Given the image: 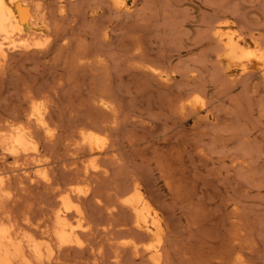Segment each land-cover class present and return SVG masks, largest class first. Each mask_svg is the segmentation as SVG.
<instances>
[{"label":"rangeland","instance_id":"obj_1","mask_svg":"<svg viewBox=\"0 0 264 264\" xmlns=\"http://www.w3.org/2000/svg\"><path fill=\"white\" fill-rule=\"evenodd\" d=\"M42 1L50 6V11L57 7V0ZM52 1L56 6L52 7ZM108 1L64 0L70 19L59 25L61 28L67 26L64 27L71 35L67 37L72 48L84 46V43L88 51L84 59L87 57L89 65H85L81 73L60 71L68 54L56 49L59 43L54 45L52 37V43H48L49 36L46 41H43L45 37H39L43 45H31L33 57H19L21 47L9 52L12 55H8V67L3 76L7 83L0 82V122L14 120L13 123L19 121L15 124L18 125L22 119L24 123L22 115H26L33 104H40L41 111H46L50 122L55 121V124L51 126L53 139L43 132L50 141L36 130L40 137L37 140L35 135L39 149L42 145V156L37 157V161L42 159L43 164L35 160L31 166L26 163L29 159L25 161L24 158L19 161L21 164H16L0 147V155L5 157L0 162L1 167L8 175V183H12H9L11 188L7 183L12 195L9 194L10 199L3 197L4 200L8 198L9 206L4 203L7 210L3 208L2 215L5 218L7 213L4 212L10 209L8 215L14 217H7L16 220L17 227L20 222V228L28 229L26 223H31L30 220L29 228H35L38 222V226L45 225L50 214L61 208L60 196L72 188L71 194L77 191L73 194L75 197L72 195L73 200L77 199L76 203L85 210V220H71L83 242L79 239V244L59 247L52 241L56 250L50 264H236L235 261L237 264H264V82L259 75L247 77L248 72L228 80L219 68L216 59L219 47L210 30L214 23L223 28L228 23L238 32L260 37L264 43V0H123L130 8L119 9L111 8ZM76 35L82 38L76 43L79 46L75 45ZM18 39L16 44H22ZM23 42L33 43L30 39ZM45 45H49L46 49L51 52L43 56L40 51L45 50L42 49ZM93 48H97L96 52L91 50ZM89 66L96 72H89ZM148 68L163 70L162 73L172 79H169L168 88L147 75L145 69ZM63 77L66 81L73 77L78 80L73 78L67 83ZM27 80L29 84L25 85ZM55 80L60 81V86ZM106 83L110 89H106L107 93L102 89L103 92L112 94L114 89L116 95L102 92V99H97ZM194 96L200 98L199 107L189 104ZM95 98L100 100L103 110L107 111L108 106L115 109L104 112L98 102L93 101ZM182 99L185 104L188 101L186 117L179 109ZM47 112L53 116L51 119ZM80 129H91L101 136L99 146L102 145L103 151L100 150L102 155H97L96 160L100 161L96 164V160L93 164L89 161L91 157L94 159L89 151L85 155L88 148L85 150L83 143H79L82 138L78 141L82 137ZM78 144H81L80 151L84 148V153L77 150ZM45 164L46 177L52 179L49 180L52 186L44 182L45 176H40L43 173L35 175L36 181L25 176V169L34 173L39 165ZM19 166L26 167H21V171ZM135 185L149 200L151 213L156 210L153 215L158 214L161 219L163 230L158 238L142 234L135 226L134 212L124 205ZM230 236L236 239L241 236V243L237 246L238 240H231Z\"/></svg>","mask_w":264,"mask_h":264},{"label":"bare ground","instance_id":"obj_2","mask_svg":"<svg viewBox=\"0 0 264 264\" xmlns=\"http://www.w3.org/2000/svg\"><path fill=\"white\" fill-rule=\"evenodd\" d=\"M42 0H0V75H1V79H0V82H2L1 84H3L4 82V75H6L5 73V67H8L6 65H8L7 63V60H8V57L11 56L9 55V52L10 50H16V48H19L20 47L22 49V51L19 50V53H18V56H22L23 58L25 59H28V57L32 54H34L32 52V48H31V45L33 46H39L40 44L43 45V42L40 43L39 42V37H45L43 39V41H46V38L48 39V36L51 38H53V44L55 45L59 43V45L56 47V49H58L61 53H67L66 55L68 56V59L67 60H63L62 59V62L64 61V66H62L60 68V71L63 73V72H67V71H71L72 74L76 75L78 72L80 71H84V69L86 68L88 64V59L87 57L84 59V57L87 55L88 51H87V47H84L86 46L84 43L83 45L84 46H81V47H84V48H81V47H73V45H70V40L68 39L67 37V34L65 29L66 27H63L61 28V26L59 25V23H61L62 21H66L68 19H70L69 17H67V14H66V4L64 2V0H57V7H54L56 9H52L51 11L48 10L50 8L46 6L45 2H41ZM85 0H83L84 2ZM110 1V4H111V8H115V9H119V8H130L128 5L125 4V2L123 0H109ZM109 1L107 3H109ZM55 2V1H54ZM88 2V1H86ZM53 3V1L51 2ZM71 3V2H70ZM69 3V4H70ZM75 3V2H74ZM74 3H71V4H74ZM98 3V2H96ZM102 3V2H101ZM68 4V5H69ZM53 5H55V3L52 4V7ZM85 5H88V4H85ZM56 6V5H55ZM91 6V5H90ZM96 5H94L95 7ZM105 6V5H104ZM89 7V6H88ZM97 8V6H96ZM95 8V9H96ZM102 8V7H101ZM133 8V7H131ZM98 9H99V6H98ZM114 9V10H115ZM124 10V9H123ZM90 11H91V8H90ZM94 11V10H93ZM117 11V10H115ZM225 11V10H224ZM118 12V11H117ZM103 13V12H101ZM75 14V13H73ZM72 15V14H71ZM78 15V14H77ZM91 15V14H90ZM89 15V16H90ZM98 15V14H97ZM115 15V14H114ZM119 16V15H118ZM74 17V16H73ZM77 17V16H75ZM93 17V16H92ZM101 17V16H100ZM72 19V18H71ZM75 20V18H73ZM218 20V19H217ZM215 22V20H214ZM217 22V21H216ZM63 23V22H62ZM65 23V22H64ZM67 23V21H66ZM102 23V22H101ZM101 23H98L99 25ZM97 24V26H98ZM149 24V23H148ZM216 23H214V25H212L210 27V30L212 31V36L214 41L216 40L217 42V46L219 47V50H218V57L216 55V59L218 60L219 64H220V67L221 70L224 72L223 75H225L227 77L228 80H235V78H237V76H239V74L241 73H249V76L247 75V77L249 78H252L250 76H255V75H259V77L262 79V82H264V43H263V40H260L259 38H257L255 35H249L247 33L248 36H254V37H248L246 35V33H242L241 32H238L234 27L233 25L231 24H228L227 23V26L226 27H221L220 25H215ZM52 25H54V28H52ZM60 26V27H59ZM69 26V25H68ZM81 27V26H80ZM102 27V25H101ZM72 28V27H71ZM104 28V27H103ZM113 28V27H112ZM75 29V28H74ZM106 29V28H105ZM67 30V29H66ZM100 30V29H99ZM98 30V31H99ZM104 30V29H103ZM71 31V29H70ZM76 30H73V32H75ZM102 32V31H100ZM71 33V32H70ZM76 33H79V32H76ZM91 33V32H90ZM104 33V32H103ZM108 33V32H107ZM73 34V33H72ZM83 34V33H82ZM98 34V32H97ZM246 36H245V35ZM69 35V34H68ZM74 35V34H73ZM81 35V33H80ZM132 35V34H131ZM261 35V34H260ZM71 36V35H69ZM78 37L77 41L78 42H75V45L79 46V39L81 40L82 38H80V36H77ZM85 36H83L84 38ZM100 37V36H98ZM106 37V35H105ZM256 37V38H255ZM264 37V36H263ZM19 38V39H18ZM52 38L50 39L51 41L49 42V39L47 40L48 43H52ZM86 38V37H85ZM84 38V40H85ZM104 38V37H103ZM262 38V37H261ZM17 39L18 41L19 40H22L20 41V43L22 44H16L17 42ZM31 40L33 41V43L31 42V44H29L28 41L27 43L26 42H23L25 40ZM41 39V40H42ZM70 39H73L72 37ZM100 39V38H99ZM101 39H102V36H101ZM263 39V38H262ZM137 40V39H135ZM133 40V41H135ZM139 40V39H138ZM137 40V41H138ZM74 41V39L72 40ZM76 41V40H75ZM83 41V40H82ZM89 41V40H88ZM140 41V40H139ZM81 42V41H80ZM136 42V41H135ZM142 42V40H141ZM47 43V44H48ZM78 43V44H76ZM87 44V43H86ZM91 44V43H90ZM106 44V43H105ZM142 44V43H141ZM148 44V43H147ZM41 45V46H42ZM50 45V44H49ZM49 45H45L43 46L44 48L42 49H45L43 51H40L43 53V56L45 55H49L51 50L50 49H46L47 46ZM82 45V44H81ZM92 45V44H91ZM99 44H97L96 46H98ZM117 45V44H116ZM215 45V44H214ZM88 46V45H87ZM93 46V45H92ZM53 47V46H52ZM51 47V49H52ZM90 48V46H88ZM217 47V48H218ZM36 48V47H34ZM54 48V47H53ZM86 48V49H85ZM88 48V50H89ZM101 48V47H100ZM120 48V47H119ZM138 48V47H137ZM151 48V47H150ZM131 49V48H130ZM129 49V50H130ZM134 49V48H133ZM39 48H37V51H36V54L39 53ZM41 50V48H40ZM91 50H94L91 49ZM97 50V48H96ZM96 50H94L96 52ZM34 51V50H33ZM56 51V50H55ZM122 51V50H121ZM136 51V50H135ZM142 51V50H141ZM156 51V50H154ZM38 52V53H37ZM90 52V50H89ZM98 52V51H97ZM102 52V51H100ZM132 52V51H131ZM138 52V51H137ZM140 52V51H139ZM11 53V52H10ZM92 52H90L91 54ZM99 53V52H98ZM134 53V52H133ZM142 52H140L141 54ZM41 54V53H40ZM54 54V52H53ZM65 54L62 56L64 57ZM89 54V55H90ZM96 54V53H95ZM129 54V52H128ZM139 54V53H138ZM9 55V56H8ZM31 55V56H32ZM39 55V54H38ZM37 55V56H38ZM42 55V54H41ZM56 55H59L60 57V54H58V52H56ZM98 56V55H97ZM205 56V55H204ZM33 57V56H32ZM36 57V56H34ZM57 57V56H55ZM58 57V58H59ZM53 58V57H52ZM67 58V57H66ZM88 58H90V56H88ZM30 59V58H29ZM37 59V58H36ZM35 59V60H36ZM57 58H53V60ZM61 59V57H60ZM59 59V60H60ZM65 59V57H64ZM83 59L87 62L84 63ZM87 59V60H86ZM91 59V58H90ZM21 60V59H20ZM42 60H45L44 58ZM97 60H100V59H96ZM128 60V59H126ZM26 61V60H25ZM90 61V60H89ZM129 61V60H128ZM137 61V60H136ZM54 62V61H53ZM61 62V63H62ZM92 62V61H91ZM112 62V61H111ZM180 62V61H179ZM217 62V61H216ZM93 63V62H92ZM101 63V62H100ZM127 63V62H126ZM132 63V62H131ZM19 64V63H18ZM62 64V65H63ZM86 65V66H85ZM91 65V63H90ZM111 65V64H110ZM129 65V63H128ZM97 66V65H96ZM139 66V65H138ZM147 66V65H146ZM145 66V68H146ZM94 67V65H93ZM136 67V66H135ZM141 67V66H140ZM149 67V66H148ZM154 67V66H153ZM12 68V67H11ZM88 68V67H87ZM132 68V67H131ZM26 69V68H25ZM89 69H91L89 72H93L95 70H93V68H90L89 66ZM88 69V70H89ZM116 69V68H115ZM129 69V68H128ZM127 69V70H128ZM146 72H147V75L150 74L151 76H153L156 80L160 81L164 88H168V84L170 85L172 79L171 78H167L165 74H163V70H158V69H145ZM7 71V70H6ZM168 71V70H167ZM13 72V71H12ZM96 72V71H95ZM94 72V74H96ZM112 72V71H111ZM14 73H16L14 71ZM40 73V72H39ZM58 73V71H57ZM81 73V72H80ZM145 73V71H144ZM165 73V72H164ZM61 74V73H60ZM58 74V75H60ZM63 75V74H62ZM62 75L61 77H59L58 79L61 81V78H62ZM65 75V74H64ZM73 75V76H74ZM79 75V74H78ZM149 75V76H150ZM168 77H169V74H167ZM23 76V75H22ZM81 76V75H80ZM91 76L93 77V73H91ZM97 76V75H96ZM102 76V75H101ZM123 76V75H122ZM45 77V76H44ZM76 77V76H75ZM75 77H73L75 79ZM84 77V76H83ZM89 77V76H88ZM193 77V76H192ZM66 81V78L63 77ZM68 78V77H67ZM67 79L70 81L74 80V79ZM95 78V76H94ZM112 78V77H111ZM124 78V77H123ZM220 78V77H219ZM56 79V78H54ZM102 79V78H101ZM109 79V77H108ZM171 79V80H169ZM195 79V78H194ZM226 79V78H225ZM78 80L77 78L75 79V81ZM94 80V79H93ZM107 80V78H106ZM227 80V81H228ZM249 80V79H248ZM36 80H34L35 82ZM60 81H56L54 83L58 84ZM63 81V79H62ZM69 81H66L67 83ZM247 81V80H246ZM6 82V81H5ZM4 82V83H5ZM25 85L29 84L27 83V81H25ZM30 82V81H29ZM33 82V81H31ZM30 82V84H31ZM38 82V81H37ZM36 82V83H37ZM52 82V83H53ZM74 82V81H73ZM103 82V81H102ZM159 82V83H160ZM7 83V82H6ZM62 83V82H61ZM75 83V82H74ZM73 83V84H74ZM236 83V82H235ZM248 83V82H247ZM23 84V82H22ZM35 84V83H34ZM42 84V83H41ZM77 84V83H75ZM93 84V83H91ZM95 84V83H94ZM93 84V85H94ZM37 85V84H35ZM59 85V84H58ZM92 85V86H93ZM100 85V84H99ZM112 85V84H111ZM110 85V86H111ZM22 86V85H21ZM24 86V85H23ZM60 86V85H59ZM78 86V84L76 85ZM91 86V88H92ZM104 86V84H103ZM101 86V87H103ZM25 87V86H24ZM96 85H94L93 88H95ZM36 88V86H35ZM38 88V87H37ZM44 88V87H43ZM34 89V88H33ZM74 89V88H73ZM106 92V89H110L109 86H107V83L106 85L101 88V95L97 96V99L98 97H101L102 96V92L103 90ZM29 90V89H28ZM167 90V89H166ZM25 91H27L25 89ZM42 91H45V90H42ZM96 91V90H95ZM97 91H99V89L97 88ZM99 91V92H100ZM116 91V90H115ZM114 89H113V92L115 93ZM175 91V90H174ZM32 91H30L31 93ZM105 92H103L105 95H112L111 92L110 94H106ZM109 92V91H108ZM117 92V91H116ZM33 93V92H32ZM43 93V92H42ZM27 94H29L27 92ZM199 94V93H198ZM39 95V94H38ZM42 95V94H41ZM76 95V94H75ZM88 95V94H86ZM116 95V93H115ZM184 95V94H183ZM45 96V94L43 95ZM114 96V95H113ZM168 96V95H167ZM201 96V95H200ZM29 97V95L27 96V98ZM46 97V96H45ZM85 97V96H84ZM103 101L105 100L106 101V96L103 95ZM202 97V96H201ZM42 99V98H41ZM45 99V98H44ZM75 99V98H74ZM97 99L95 98V100H93L94 102H98L100 100L97 101ZM102 99V97H101ZM109 99V98H108ZM28 100V99H27ZM33 100V99H32ZM37 100V99H36ZM108 101V100H107ZM163 101V100H162ZM183 102H181V106L179 107L180 109V113L186 117V115H188V113H186L188 110L187 105L184 103V99H182ZM35 102V101H34ZM83 102V101H82ZM28 103V102H27ZM109 104V102H107ZM111 103V102H110ZM200 103V98L198 96H194L192 97L191 99H189V104L191 106H194V107H199ZM31 104V103H30ZM99 104V102H98ZM95 105V106H99V105ZM201 104V103H200ZM203 104V103H202ZM29 105V104H28ZM32 105V104H31ZM40 105V104H39ZM39 105H34L31 107L28 108L30 109L28 113H26V115H22L24 116V123H22V119L20 120V124L18 125H15L17 124V122L19 121H15L16 123H13V121H11V123L9 122H6V123H1L0 122V147L4 150V151H1V152H4L9 154L10 157L13 158V160L15 161L16 164L20 163L19 161L23 158L24 160L26 159H29L32 158L34 160L31 159L30 162H28L29 160H27L26 163H32V161L35 162V160L37 161V157H40L42 156L41 153H40V149L42 148V145L41 148L39 149L38 147V143L36 142V139H35V135H37L36 133V130L38 133H41L40 136H42V134H46L47 138H51L52 137V131H51V126H53L55 124V121H51L48 119V116H46V111L45 113L41 111V108H39ZM103 105V104H102ZM106 105V104H105ZM110 105V104H109ZM117 105V104H116ZM165 105V104H164ZM44 105H42L43 107ZM82 106V105H81ZM94 106V107H95ZM101 106V105H100ZM115 106V105H114ZM45 107V106H44ZM96 107V108H97ZM104 107V106H103ZM102 109V106L99 107ZM109 108V109H108ZM44 108H42L43 110ZM63 109V108H62ZM98 109V108H97ZM107 111H109L110 113V110L113 112L112 109H110V106L107 107ZM202 109V108H201ZM106 110V108H105ZM103 110L104 112H107ZM87 111V110H86ZM91 111V110H90ZM190 111V110H189ZM26 112V111H25ZM170 112V111H169ZM207 112V111H206ZM24 113V112H23ZM108 113V112H107ZM197 113V112H196ZM48 114V112H47ZM21 115V114H20ZM48 115H51V114H48ZM105 115V114H104ZM192 115V114H191ZM208 115V113H207ZM182 116V118H183ZM199 117V115H197ZM18 117V116H17ZM50 117V116H49ZM53 116L51 115L50 119L52 118ZM93 117V116H92ZM103 117V116H102ZM1 118V117H0ZM55 118V117H54ZM93 119V118H92ZM7 120V119H6ZM101 120V119H100ZM22 121V122H21ZM80 121V120H79ZM93 121V120H92ZM99 121V120H97ZM5 122V121H3ZM100 123V122H99ZM83 124V123H82ZM82 127V126H81ZM79 127V128H81ZM87 127V126H86ZM85 126H83L82 128H86ZM54 128V127H53ZM64 128V127H63ZM78 128V129H79ZM82 130V129H80ZM79 130V132H80ZM44 132V133H43ZM56 133V132H54ZM66 133V132H65ZM44 134V136H45ZM67 134V133H66ZM79 133H77V137H80L78 135ZM102 134V133H101ZM56 135V134H53V136ZM80 135H82V137L78 138V141L81 139V141H79V143H83L82 145L85 146V150L86 148H88V150L85 152V150H83L84 146L82 147V151H80L79 149L80 148V145L77 146V150L81 152H85V155L86 154H89V152L92 154L90 156H94V159H92L91 157V160L89 161H92V164H93V161H95L98 157L97 155L100 154V150H102L103 148L101 146H99L100 143V137L98 136L97 132H93L90 130H82V132L80 133ZM43 136V137H44ZM46 136L44 137L46 139ZM66 137V136H65ZM38 138L37 140H39V136L37 135ZM54 137H52L53 139ZM62 138V137H60ZM59 138V139H60ZM51 139V140H52ZM48 141H50L49 139H46ZM103 140V139H102ZM40 142V141H38ZM44 142V140H43ZM53 142V140H52ZM76 142V141H75ZM102 142V141H101ZM104 142V141H103ZM61 143V142H60ZM78 143V142H77ZM76 143V145H77ZM41 144V143H40ZM50 144V143H49ZM57 144V143H56ZM105 145V143H103V146ZM157 145V144H156ZM171 145V144H170ZM107 146V145H105ZM109 146V145H108ZM113 146V145H112ZM69 147V146H68ZM79 147V148H78ZM74 148V147H73ZM105 148V147H104ZM173 148V147H171ZM106 149V148H105ZM104 149V150H105ZM109 149V148H108ZM173 150V149H172ZM176 150V149H175ZM78 151V152H79ZM89 151V152H88ZM103 151V150H102ZM106 151V150H105ZM104 151V152H105ZM108 151V150H107ZM106 151V152H107ZM0 152V153H1ZM77 152V153H78ZM105 152V154H107ZM112 152V151H111ZM43 153H45V151H43ZM178 153V152H177ZM4 154L2 156H4ZM79 154V153H78ZM103 154V155H105ZM39 155V156H38ZM76 155V154H75ZM83 155V154H81ZM116 155V154H115ZM0 155V162H2V158L5 159V157H2ZM6 156V154H5ZM45 156V155H44ZM48 156V155H47ZM79 156V155H78ZM89 156V157H90ZM8 157V156H6ZM100 157V156H99ZM110 157V156H109ZM41 158V157H40ZM44 159V158H43ZM50 159V157H49ZM102 159V157H101ZM25 160V161H26ZM42 160V159H41ZM41 160H39L41 162ZM47 160V159H46ZM110 160V159H109ZM39 161H37L38 163H40ZM88 161V162H89ZM98 161H100L98 159ZM98 161L96 160L95 161V164L98 163ZM6 162V161H4ZM3 162V163H4ZM23 162V161H21ZM33 162V164H34ZM36 162V163H37ZM45 161H43L44 163ZM106 162V161H105ZM24 163V162H23ZM25 163V164H26ZM35 163V164H36ZM37 163V164H38ZM42 162L40 164H43ZM49 163V162H48ZM48 163L46 162V164L48 165ZM76 163V162H75ZM91 162L88 163V165L90 164ZM103 163V162H102ZM21 164V163H20ZM36 164V165H37ZM46 164L42 166V168H39L41 167L39 165L38 169L36 170V172L32 173V171H28V169H25L24 172H26L25 176L27 175L28 176V179H32L34 181H36L37 177L35 178V175H39L41 173H43L42 175L40 176H43L45 178V183H48L49 184V179L48 177H46ZM78 164V163H76ZM108 164V163H107ZM1 163H0V264H50V260H52L53 256V252H54V249L56 250V247L53 248L52 246V241L56 242L58 244L59 247H66V246H72V244H79L80 241V237L81 234H80V237L78 238L79 234H78V231H77V227L72 223L73 221V218H77L78 220H85V217L83 219V216H84V213L83 211H85L83 208L81 209V207L79 206L78 203H76L77 199H75L76 201L73 200V196L75 197L77 191H75V195H73L74 193L71 194V190L72 188L68 191L66 194H64L65 192L64 191H61V192H64L62 196H60L59 198V202H60V207H58V209L56 210L55 209V212L52 214H50V218H47L48 216H46L45 218H47V221H50L48 224L47 221H45V225H40L37 226L34 228H29L31 227L32 225V221L30 220L31 223H26V225L28 226V229L26 227L24 228H20L19 226L21 224H19L17 222V224L19 225L18 227L16 226V220L12 221L10 220L9 218L13 219L12 217L14 216H11L10 217V214L8 215V213L10 212V209H9V212H4L7 213L5 214V218H8L7 216H9L8 219H5L4 216L2 215V212L1 210L3 208H5L8 202V198H9V194L12 195V191L10 193V190L11 189H8V187L10 186L9 182V179H8V175L6 173H4V169H2L1 167ZM28 165V164H26ZM35 165V168L37 167ZM75 165V164H74ZM83 165V164H82ZM91 165V164H90ZM6 166V164H4V167ZM18 167V165H16ZM15 166V167H16ZM32 166V164H31ZM50 166V164H49ZM94 166V165H93ZM97 166V165H96ZM3 167V168H4ZM20 167V166H19ZM22 168L24 166H21ZM21 167H20V170H21ZM26 167V166H25ZM24 167V168H25ZM29 167V166H28ZM48 167V166H47ZM88 167V166H87ZM98 167V166H97ZM95 167V168H97ZM100 167V165H99ZM102 167V166H101ZM100 167V168H101ZM110 167V166H109ZM50 167H48L47 170H50L49 169ZM79 168V167H78ZM77 168V169H78ZM94 168V167H93ZM99 168V169H100ZM7 169V168H6ZM17 168H14V170H16ZM32 169V167H31ZM52 169V168H51ZM84 169V168H83ZM88 169V168H87ZM3 170V171H2ZM13 170V169H11ZM30 170V168H29ZM79 170V169H78ZM7 171V170H6ZM22 171V170H21ZM53 171V170H52ZM58 171V170H57ZM97 171V170H96ZM15 172V171H14ZM19 172V170L17 171ZM84 172V170H83ZM16 173V172H15ZM56 173V172H55ZM80 173V172H79ZM21 174V173H20ZM18 174V176L20 175ZM51 174V173H50ZM77 174V173H75ZM84 175L86 174L85 172L83 173ZM82 174V175H83ZM81 175V174H80ZM79 175V176H80ZM103 175V174H102ZM22 176L24 177V174H22ZM21 176V177H22ZM26 176V177H27ZM48 176H49V173H48ZM42 177V179H43ZM68 177V176H67ZM82 177V176H81ZM25 178V177H24ZM35 178V179H34ZM41 178V177H40ZM61 178V177H60ZM20 179V178H19ZM17 180V179H15ZM41 180V179H40ZM52 180V179H51ZM12 181V180H11ZM19 181V180H18ZM17 181V182H18ZM22 181V180H21ZM27 181V180H26ZM23 182V181H22ZM21 182V183H22ZM99 182V181H98ZM97 182V183H98ZM7 183L9 184V186L7 187ZM16 183V182H15ZM14 183V184H15ZM25 183V182H23ZM34 183V182H33ZM40 183V182H39ZM60 183V182H59ZM78 183V182H77ZM12 184V183H11ZM27 185V184H25ZM50 185V184H49ZM53 184H51L50 186H52ZM14 186V185H13ZM23 186V185H22ZM37 186V185H36ZM74 186V185H73ZM77 188H78V185H76ZM136 186V185H135ZM138 186V185H137ZM136 186V187H137ZM24 187V186H23ZM79 187H81L79 185ZM130 187V186H129ZM134 187V186H132ZM135 188V190H133L132 194L129 196H127V198L124 200V205L127 206V208L129 207V209L131 211L134 212V220H135V226L138 230L142 231V234H148V236H152V237H156L158 238V236L160 235V231L163 230L161 229V223H160V220L158 218V214L156 215H153L155 214L154 212V209L152 210L153 213H151V207L150 205L148 204L147 200H146V197H144V195L142 194V192L140 191V188L138 189V187ZM11 188V186H10ZM37 188V187H36ZM65 188V187H64ZM82 188V187H81ZM103 188V187H102ZM80 189V188H79ZM14 190V189H13ZM25 190V189H24ZM97 190V189H96ZM32 191V190H31ZM60 191V190H59ZM81 191V190H80ZM99 191V190H98ZM16 192V191H15ZM60 192V194H61ZM80 193V192H79ZM82 193V192H81ZM83 194L85 195V191H83ZM14 195V194H13ZM17 195V194H16ZM49 195V194H48ZM73 195V196H72ZM80 195V194H79ZM79 195H77L78 199H79ZM96 195V194H95ZM4 196H7L8 198L4 200ZM81 196V195H80ZM152 196V195H151ZM4 197V198H3ZM3 198V199H2ZM82 198V197H80ZM2 199V200H1ZM10 199V198H9ZM234 199V198H233ZM4 200V201H3ZM7 200V202H6ZM14 200V199H13ZM82 200V199H81ZM91 200V199H90ZM2 201H3V204H2ZM79 201V200H78ZM117 201V200H116ZM149 201V200H148ZM16 202V201H15ZM83 202V200H82ZM81 202V203H82ZM151 202V201H150ZM149 202V203H150ZM4 203H6V205H4ZM46 203V202H45ZM123 203V202H122ZM10 204V203H9ZM12 204V203H11ZM4 205V207H3ZM9 206V205H8ZM59 206V204H58ZM82 206V205H81ZM84 206V205H83ZM110 206V205H109ZM112 206V205H111ZM9 208V207H8ZM27 208V207H26ZM86 209V208H85ZM123 209V208H122ZM231 209V208H230ZM5 210H7L5 208ZM13 210V209H11ZM125 210V209H124ZM14 211V210H13ZM36 212V211H35ZM48 212V211H47ZM49 212V213H50ZM13 213V212H12ZM86 214V213H85ZM2 215V216H1ZM12 215V214H11ZM16 215H18L16 213ZM38 215V214H37ZM48 215V214H47ZM124 215V214H123ZM153 215V216H152ZM237 215V214H236ZM242 215V214H241ZM245 215V214H244ZM23 216V215H22ZM28 216V214H27ZM115 216V214H114ZM229 216V214H228ZM30 217V216H29ZM29 217H27L28 219H30ZM20 218V217H19ZM24 218V217H23ZM27 218L25 219L26 221ZM17 219V218H16ZM33 219V218H32ZM35 219V218H34ZM40 219V218H39ZM132 219V218H131ZM20 219H18L19 221ZM36 220V219H35ZM46 220V219H45ZM72 220V221H71ZM234 220V219H233ZM239 221V220H238ZM15 222V223H14ZM74 222V221H73ZM243 222V221H242ZM81 223V222H80ZM230 223V222H229ZM237 223V222H236ZM244 223V222H243ZM28 224H31L30 226ZM35 224V223H33ZM131 224V223H130ZM25 225V224H24ZM25 225V226H26ZM78 225V224H77ZM23 226V224H22ZM21 226V227H22ZM82 226V225H81ZM107 226V225H106ZM83 227V226H82ZM130 227V226H129ZM243 227V226H241ZM238 228V227H237ZM247 228V227H246ZM84 229V228H83ZM87 230V229H86ZM228 230V229H227ZM236 230V229H235ZM84 231V230H82ZM132 231V230H131ZM247 231V230H246ZM87 232V231H86ZM84 233V232H82ZM137 233V232H136ZM231 233V232H230ZM85 234V233H84ZM234 234V233H233ZM86 235V234H85ZM235 235V234H234ZM231 237V240L234 238L235 240H238V242H235V244H237L238 246V243H241L239 240V238H241V236H237L238 239H236L235 236H230ZM83 238V237H82ZM244 238V237H243ZM155 239V238H154ZM82 241V239H80ZM149 240V239H148ZM156 240V239H155ZM83 242V241H82ZM116 242V241H115ZM233 242V241H232ZM234 243V242H233ZM232 243V244H233ZM137 244V243H136ZM163 245V244H162ZM230 245V244H229ZM160 246V245H159ZM236 246V245H235ZM240 246V244H239ZM233 247H234V244H233ZM235 248V247H234ZM238 248V247H237ZM81 249V248H80ZM162 249V248H161ZM164 249V247H163ZM240 249V248H239ZM131 250V249H130ZM235 250V249H234ZM101 251V250H100ZM144 251V250H143ZM155 251V250H154ZM162 251V250H161ZM239 252H241L240 250H238ZM56 252V251H55ZM138 252V251H137ZM146 252V251H145ZM237 252V251H236ZM238 252V253H239ZM234 253V252H233ZM74 254V253H73ZM156 255V254H155ZM234 255V254H233ZM232 255V257H233ZM240 255L242 256V253H240ZM52 256V257H51ZM230 256V255H229ZM152 257V255H151ZM236 257H240V256H237L236 254ZM52 258V259H51ZM157 258V257H156ZM234 258V257H233ZM116 259V257H115ZM229 259V258H228ZM237 259V258H236ZM243 259V258H242ZM230 260V259H229ZM228 260V261H229ZM245 260V259H244ZM94 261V260H93ZM234 261V260H233ZM238 262V261H237ZM237 262L235 261L234 263L237 264ZM79 263V262H78ZM97 263V262H96ZM151 263V262H150ZM161 263V262H160ZM92 264V263H91ZM159 264V263H158ZM228 264V263H227ZM231 264V262L229 263Z\"/></svg>","mask_w":264,"mask_h":264}]
</instances>
